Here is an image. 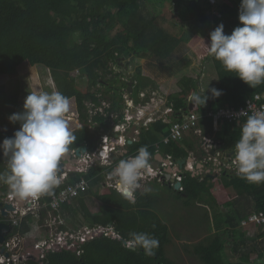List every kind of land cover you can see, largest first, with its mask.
<instances>
[{
  "label": "trees",
  "instance_id": "trees-1",
  "mask_svg": "<svg viewBox=\"0 0 264 264\" xmlns=\"http://www.w3.org/2000/svg\"><path fill=\"white\" fill-rule=\"evenodd\" d=\"M144 1L147 0H0V143L4 138L14 136L15 131L20 128V122L13 123L9 120L10 115L21 111L20 95H9L7 81L25 73L36 64L45 65L51 70L58 91L70 99L71 109L65 119L76 137L71 145L72 150L88 143L91 147L96 143L95 137L100 126L95 132L89 128L87 100L92 99L100 104L97 94L104 98L110 91L115 90L111 96L112 107L109 111L119 112L120 118L123 117V95L120 93L121 87L116 88L119 79H105L106 74L110 73V62L117 63L118 58L133 51L140 58L153 53L165 59L172 54L175 43L179 40L159 27L155 23L157 18H146L142 10ZM213 3L217 4L214 29L223 23L225 34H231L235 27L241 26V0H217ZM213 3L208 2V7L211 8ZM187 8H193L191 16L198 18L201 23L208 21V8L199 2L188 0ZM208 44L210 35L205 38L195 36L189 46L206 61L212 56L208 53ZM212 59L218 75V82L212 89L220 91L221 94L217 97L211 90L200 92L202 98H205L206 93L208 99L204 105L198 102L194 111L203 115L206 110L238 107L248 97L264 92V84L252 87L234 73L227 72L214 56ZM76 70H80L83 76L87 75V90H82L77 85ZM137 71L141 72V69ZM101 81L108 83L106 90L101 93L92 92V87ZM180 86L178 94L170 96L169 100L174 110L170 117L172 120L179 118L181 109H187L189 96L198 93V85L192 77L186 76L180 81ZM94 119L103 126H109L106 118L100 114ZM203 123L212 125V118L202 119L201 124ZM243 124L223 122L216 138L235 144ZM169 133L170 123L162 120L153 123L151 129L143 132L141 139L132 145L130 153L147 146L151 155L160 150L179 160L188 157L190 150L196 149L195 141L188 138L181 144H161L158 149L155 144L160 136ZM106 168L96 166L85 173H71V180L85 176L91 180V187L77 196L72 203L63 204L56 214L60 213L65 219L71 218L72 221L82 217L90 225L113 224L122 238L114 239L99 234L81 246L84 251L81 256L72 249L61 248L49 252L45 264H176L167 254V246L171 242L170 227L154 209L155 202L149 191L138 189L135 204L129 203L113 187L100 191L97 186L104 180ZM5 170L6 158L0 149V172ZM111 170L112 168L108 171ZM3 185L7 187L6 184ZM215 185L220 186L219 192L214 191ZM64 186L60 185L54 191ZM182 186L183 190L177 191L187 198V202L202 199L208 193L211 194L212 203L218 208L214 215L219 232L194 247V253L204 264H264V255L260 254L262 261H252L250 252L242 253L239 250L240 245L246 243L247 236L237 229L232 230L233 237L239 233L242 238L240 242L232 243L233 251L240 258L238 263H232L227 253L231 240L228 242L221 232L223 212L235 206L240 197H254L255 208L247 216H264V183H249L237 175L233 168L213 177L208 174L204 177L193 176L192 172H185ZM92 197L98 203L99 212L94 213L89 206L88 198ZM51 199L52 195H45L46 201ZM234 218L229 217L228 222H233ZM28 220H31V216L26 217L21 225L23 233L28 231ZM60 229L66 230L68 227L62 225ZM134 232L148 233L159 241L158 248L153 250L154 255H146L144 249L137 245L133 244L135 248H132L124 244V240L132 242L131 233ZM258 236L264 239V228L259 230ZM28 264L38 262L31 260Z\"/></svg>",
  "mask_w": 264,
  "mask_h": 264
},
{
  "label": "built area",
  "instance_id": "built-area-1",
  "mask_svg": "<svg viewBox=\"0 0 264 264\" xmlns=\"http://www.w3.org/2000/svg\"><path fill=\"white\" fill-rule=\"evenodd\" d=\"M147 94L143 90L137 95L128 92L124 94V101L122 102L123 117L121 118L119 112L109 111L112 104L107 100L101 99L102 105L96 104L92 99L87 100L86 106L90 116L89 128L95 132L100 126L98 133L101 134V140L97 146L87 147V151H81L78 156L75 155V152L70 151L72 166L75 169L83 167L86 169L85 172L96 166L107 167L104 171V186L115 188V179L110 175L112 170H108L111 167L114 168L121 159H127L135 155L124 149L138 140L137 132L140 138V134L144 130H149L151 123L162 120L170 123V133L163 135L162 139L155 144L158 149H160L161 144L171 142L181 144L186 138L195 141L196 149L190 150L188 157H185L186 163L181 171L192 172L194 176L197 172L195 169H189V164H191L196 165V168H198L200 173L198 176L209 173L221 174L223 171L233 170L232 161L235 156V146L224 147L223 144L227 143L216 138V133L220 130L221 124L227 121L240 125L246 121L248 115L264 111V92L248 97L245 103L238 107H225L217 111L206 110L203 115L194 110H189L188 107L195 95L191 94L188 98L187 109H181L179 118L172 120L170 117L174 114V110L169 101L167 104L165 102L167 106L164 108L166 109L154 108L152 106L154 103L147 99ZM97 96L99 97V95ZM99 114L106 118L108 127L101 125L100 122L94 119ZM207 117L212 118V125L201 124V120ZM134 128L135 130H133ZM133 133L134 137L131 136ZM119 138L125 139L127 143L123 146L115 143L114 141ZM105 152H107V156L104 155ZM99 155H101V160L98 158ZM167 156L174 166L177 163L176 160L172 155ZM151 159L153 158L151 157ZM68 162V160L64 162L63 179L60 183V185L65 186L55 190L50 201L45 200V195L35 200L25 201L9 198L8 186L4 187L0 183V189L4 191V194L0 196V223L12 226L11 232L7 235L5 241L0 244V264H28L31 260L37 261L38 264H45L47 254L61 248L76 249L77 255L81 256L84 252L81 246L99 234H105L114 239L122 238L113 224L107 226L90 225L84 223V219L81 217L82 223L73 224V227H69L65 223V220H68L60 213L56 214L63 204L72 203L77 196L88 191L91 187V180L85 176L78 180H71V173L77 171L69 168ZM199 165L204 166V168L200 169ZM151 167L154 174L146 175L141 180L152 181L157 179L161 181L162 178L167 177L168 168H170L169 164L165 162L159 167L151 164ZM173 176L175 182H183V172L173 173ZM179 190H183L182 185ZM9 204L13 205L15 209L9 210L6 207ZM54 204L55 206H53ZM3 211H6L7 215H4ZM28 216H31V220H28V231L23 233L20 228ZM247 221L264 228V216L253 214ZM242 223L245 224L246 221ZM62 225H66L68 229L61 230L60 226ZM124 244L130 247L134 246L133 242L129 240H124Z\"/></svg>",
  "mask_w": 264,
  "mask_h": 264
},
{
  "label": "clouds",
  "instance_id": "clouds-1",
  "mask_svg": "<svg viewBox=\"0 0 264 264\" xmlns=\"http://www.w3.org/2000/svg\"><path fill=\"white\" fill-rule=\"evenodd\" d=\"M239 21L241 26L235 27L231 34H225L223 23L211 31L208 53L220 61L227 72L256 87L264 84V0H241ZM118 60L122 61V57ZM211 91L217 97L221 94L216 89ZM193 99L204 105L208 97L206 93L205 98L197 94ZM99 105H102L101 101ZM23 108V112L13 113L9 117L13 123L20 122V128L14 136L6 137L0 143L6 158V170L0 172V183L8 186L9 198L19 201L53 194L63 179L65 159L76 141L65 119L71 109L70 99L62 93L31 91L25 98ZM114 142L121 146L127 143L123 138ZM160 153L165 156L158 150L155 155L159 156L154 158L157 163L163 161ZM104 155L107 156V152ZM151 157L147 146H142L136 155L121 159L114 168L111 167L115 190L129 203H136V191L141 179L154 174L151 164L159 167V163L151 162ZM98 158L101 160V155ZM232 165L237 175L247 182L264 183V111L247 116L235 143ZM75 171L83 173L86 169L77 167ZM131 237L133 244L142 247L146 255H154L153 250L159 246V241L148 233L134 232Z\"/></svg>",
  "mask_w": 264,
  "mask_h": 264
},
{
  "label": "rangeland",
  "instance_id": "rangeland-1",
  "mask_svg": "<svg viewBox=\"0 0 264 264\" xmlns=\"http://www.w3.org/2000/svg\"><path fill=\"white\" fill-rule=\"evenodd\" d=\"M195 1L208 8L206 13L209 19L206 23H201L198 18H193L191 16L193 8H187L188 0L144 1L142 10L146 18L148 20L157 18L155 23L179 40L175 43L176 46L172 54L165 59H161L153 53H151L150 56L140 58L135 54L136 51H133L129 55H123L122 61L120 60L121 62H110V73L106 74L105 79L113 78L115 73L118 77L117 80L119 79L121 83L125 82L130 77L136 78L139 82L140 89L149 92L147 94V99L154 103L152 106L162 109H166L164 108L167 106L165 102L167 104L170 100V96L178 94L181 88L180 81L185 79L186 76L192 77L197 84L200 82V86L201 83L202 86L206 84L205 89L201 86L200 92L211 89L214 75L216 74L212 56L205 61L202 57L198 56L194 48L189 45L195 36L205 38L213 31L216 25L215 18L217 8V4L215 5L213 2L217 0ZM208 2L213 3L211 8L208 7ZM147 52H149V50H147ZM133 54H135V57L132 59L130 57ZM125 65H128V68H123ZM139 69H141V72L137 71ZM75 75L77 76V85L82 90H87L89 88L87 75L83 76L81 71L77 72V70L75 71ZM211 76H213V78H211ZM215 77H217V75H215ZM156 87L161 88V90L156 96L150 97L149 95L152 94L151 91L157 89ZM7 90L9 95H20V112L24 111L23 105L25 98L31 91H58L51 70L42 64H36L18 77L9 79L7 81ZM91 90L92 92H96V90L101 92L106 90V86L98 82ZM112 94H114V91H110L106 94L104 100L106 98L107 101L111 103ZM161 139L162 137L160 136L158 140ZM223 146L230 148L235 146V144L228 142L227 144H223ZM155 163L158 164L156 161ZM189 169H195L196 172H198L196 165L193 166L189 164ZM201 176L204 177L205 174H201ZM140 184L141 186L143 185L142 191L145 190V188L149 189L150 197L155 202L154 209L170 227L171 242L167 246L169 258L176 264H204L194 253V247L201 242H206L209 236H213L214 233L219 232L218 228H216L217 218L215 217L216 215H214L218 208L214 206L216 205L215 203H212L211 194L206 193L203 195L202 199L190 200L187 202V198L185 199L184 196L173 187L157 182V180L147 182L146 179H143L140 181ZM97 187L100 191L104 188H109V186H104V180H102ZM219 187L215 185L214 191L219 192ZM88 199L91 210L94 213L99 212L96 199L93 197ZM254 208V197L246 195L240 197L235 206L223 212L224 220L221 232L228 242L231 240L228 243L229 247L227 253L229 254L228 259L231 260L232 263H238L240 258L238 253L233 251L232 241H239L242 238L239 236V233L233 237V229H237L247 236V240H245L246 243L241 244L239 250H241L242 253L250 252L252 261H262L260 254L264 255V239L258 236L261 228L247 221L249 219L247 215L250 214ZM232 216L235 217L234 221L229 223L228 218ZM243 221H246V223L243 224ZM65 223H67L69 227H73V224L77 225L82 223V221L80 218L74 221L70 218L68 221L65 220ZM84 223L87 222L84 221Z\"/></svg>",
  "mask_w": 264,
  "mask_h": 264
},
{
  "label": "water",
  "instance_id": "water-1",
  "mask_svg": "<svg viewBox=\"0 0 264 264\" xmlns=\"http://www.w3.org/2000/svg\"><path fill=\"white\" fill-rule=\"evenodd\" d=\"M133 84H134V82H133V80H132V78L130 79V81L128 82V90L130 91V92H133ZM198 89H197V91H198V95H200V88H201V86H200V82H198ZM197 94H195L194 96H196ZM194 96H193V98H194ZM198 102H195L194 101V99H192V101H191V103H190V105H189V110H194L195 109V107H196V104H197ZM133 130H135V128L133 129ZM131 136L132 137H134V133L133 134H131ZM96 139H98V136H96ZM130 143H132V141H130ZM86 150H87V148H83V150L81 149V150H79L78 149V152H79V154H80V152L82 151V152H86ZM70 154H71V152L69 153V155H68V157H66V159L65 160H68L69 162H68V167L69 168H71L72 170H75V168L72 166L73 165V162H72V159H71V156H70ZM160 158H163V155H161V153H160ZM166 163L167 164H169V166H170V168H168V173H167V179H168V181L171 183V186L175 189V190H179V188H180V186L182 185V182L181 181H176L175 182V179H174V176H173V173L175 174L176 173V166H171L172 164H171V161L170 160H168V159H166ZM186 163V159L185 158H181V159H179V160H177V163L176 164H178L179 166H180V169H182L183 167H184V164ZM65 164V163H64ZM157 165V164H156ZM199 168L200 169H202V168H204V166H202V165H199ZM172 170V171H171ZM64 171V170H63ZM174 171V172H173ZM202 171V170H201ZM201 173H203V172H201ZM200 173L199 172H197L194 176H198ZM210 177H213V175L214 174H211V173H209L208 174ZM216 175H218V174H216ZM4 194V191L2 190V189H0V196H2ZM9 210H14L15 209V207L13 206V205H11V204H9V205H7L6 206ZM4 212V215H7V212L6 211H3ZM11 230H12V226L10 225V224H6V223H0V244L1 243H3L4 241H5V239H6V237H7V235L11 232ZM132 248H135V246H131ZM74 252H75V250L76 249H72Z\"/></svg>",
  "mask_w": 264,
  "mask_h": 264
},
{
  "label": "flooded vegetation",
  "instance_id": "flooded-vegetation-1",
  "mask_svg": "<svg viewBox=\"0 0 264 264\" xmlns=\"http://www.w3.org/2000/svg\"><path fill=\"white\" fill-rule=\"evenodd\" d=\"M135 57V54H133L130 58H134ZM119 61V60H118ZM133 61V60H132ZM119 62H121V61H119ZM123 68H128V65H125V66H123ZM124 72H126V71H124ZM127 74V73H126ZM114 77H116V78H118L117 77V74L115 73V75H114ZM132 78V80H133V82H135L134 84H133V92H130L129 90H128V82L130 81V79ZM101 83L102 84H104V86H108V83L107 82H104V81H101ZM124 84L125 85H123V82L121 83L120 81L116 84V88H118V87H121V90H120V93L123 95V101H124V94H126L127 92L128 93H130V94H133V95H137L139 92H141L142 90L140 89V85H139V82L137 81V79L136 78H134V77H130L129 79H127L125 82H124ZM97 91V90H96ZM113 91H115V90H113ZM101 93V92H100ZM97 95H99V100H101V99H103V97H101V94H97ZM113 95V94H112ZM99 137L100 136H98V139H96V137H95V144L93 145V146H91V147H94V146H97L98 144H99V142H100V139H99ZM89 148L90 147V145H89V143L88 144H85V146H82L81 148H79V150H83V148ZM72 153L73 152H75V155L76 156H78V155H80L79 154V152H78V149H76V150H70ZM87 151V150H86ZM153 156V161L152 162H155V160H154V158H157L156 157V155H152ZM166 156V155H165ZM165 156L163 155V161H158V163H159V166H161L162 165V163L163 162H165L166 163V158H168V156H166V158H165ZM173 161V160H172ZM176 162H177V160H176ZM176 165V172L177 173H184L185 174V171L184 170H182L181 171V169H180V166L178 165V164H174V166ZM167 177H164V178H162L163 180H161V181H158V182H162L163 184H167V185H171V183L166 179Z\"/></svg>",
  "mask_w": 264,
  "mask_h": 264
},
{
  "label": "crops",
  "instance_id": "crops-1",
  "mask_svg": "<svg viewBox=\"0 0 264 264\" xmlns=\"http://www.w3.org/2000/svg\"><path fill=\"white\" fill-rule=\"evenodd\" d=\"M215 75H217V71H215ZM215 75H214V81H213V84H212V86H211V89H208L207 91H210V90H212V88L217 84V82H218V75H217V77H215ZM188 77H190V76H188ZM211 78H213V76H211ZM155 80V79H154ZM205 85L206 84H203V86H202V83H201V86H202V88L203 89H205ZM157 89H153L151 92H152V94L151 95H149L150 97H154V96H156L157 94H158V92L161 90V88H159V87H156ZM180 91V90H179ZM147 93H149L148 91H147ZM136 136H137V138L138 139H140L139 138V133L137 132V134H136ZM135 144V143H134ZM133 144V145H134ZM131 149H133V146L131 145V144H129V146H127L124 150L125 151H131ZM134 151H138V150H134ZM159 155L157 154V157H158ZM68 157V156H67ZM160 159V158H159ZM213 176H216V174L215 175H213ZM158 182V181H157ZM160 183H162V182H160ZM163 184V183H162ZM166 185V184H165ZM143 186V185H142ZM142 186H140L138 189H140V190H142L143 188H142ZM137 189V190H138ZM145 190L147 191H149V189L148 188H145ZM144 191V190H143ZM228 250V249H227Z\"/></svg>",
  "mask_w": 264,
  "mask_h": 264
}]
</instances>
